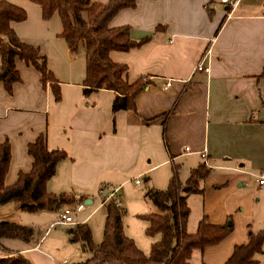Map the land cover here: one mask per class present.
I'll return each mask as SVG.
<instances>
[{"label":"crops","instance_id":"obj_1","mask_svg":"<svg viewBox=\"0 0 264 264\" xmlns=\"http://www.w3.org/2000/svg\"><path fill=\"white\" fill-rule=\"evenodd\" d=\"M23 21L11 27L44 55L59 83L60 99L53 100L49 85H41L30 64L15 59L19 80L9 90L0 82V139L7 138L10 148L4 185L30 170L26 145L42 134L48 149L66 153L46 190L81 197L80 210L93 204L95 192L100 201L87 216L97 208L104 216L109 197L100 190L110 187L120 198L123 176L141 175L161 190L172 165L183 183L191 169L205 164L209 171L199 182L201 191L186 196V231L193 233L201 218L212 225L229 220L231 230L216 244L193 249L190 264H223L249 231L264 228V185L256 184L264 171V0H135L133 7L119 10L108 26H126L130 39H145L137 48L109 53L111 61L126 66L127 81L145 80L135 111L112 112L109 90L83 95L82 75L69 67L77 50L70 53L56 33L53 48L62 64L68 61L65 70L58 69L49 56L48 31L39 22L26 31ZM201 58L206 70L195 69ZM22 211L29 212L16 202L1 204L0 221L19 223L13 215ZM47 211L52 210L34 213ZM55 211L59 215L60 208ZM75 224L66 225L64 236L51 237L48 227L40 234L28 225L34 229L31 242L1 239L0 258L21 254L31 264L82 261L90 253L66 233ZM48 238L53 246L44 249ZM65 238L73 245L65 244ZM59 247L61 259L52 255ZM255 257L264 264V244Z\"/></svg>","mask_w":264,"mask_h":264},{"label":"trees","instance_id":"obj_2","mask_svg":"<svg viewBox=\"0 0 264 264\" xmlns=\"http://www.w3.org/2000/svg\"><path fill=\"white\" fill-rule=\"evenodd\" d=\"M40 8L43 20L56 14L61 30L58 34L74 53L79 46L84 50V77L81 92L87 95L99 89L113 92L111 111H135V97L145 84L143 78L127 81V68L124 64L111 61V51H128L139 47L145 39L133 41L126 26L109 27V20L121 9L131 8L135 0H108L97 4L91 0H31ZM26 13L17 5L0 0V82L9 90L12 83L19 80L15 59L30 64L39 74L42 86L49 85L55 102L60 99L59 83L46 65L44 55L37 47L21 41L11 27L12 22L25 20ZM26 152L32 157L30 170L18 173L11 185H4V177L10 157L9 141L0 139V205L7 202L20 204L23 210L59 209L62 205L81 201L65 193H50L46 183L53 175L55 165L66 157L60 149H48L44 136L38 135L26 145ZM209 169L201 163L191 169L186 180L181 183L178 168L171 166V175L165 189L149 188L145 195L157 209L143 215L147 222L145 234L159 239L150 245L147 255L143 254L133 240L123 232L122 215L124 209L115 204L114 196L105 203L102 237L99 243L92 241L87 224L76 223L66 230L72 242H79L81 249L89 256L70 264H190L193 249L216 244L231 230L228 220L223 225L208 224L201 218L193 233L186 231L189 213L186 196L201 191L199 182L208 174ZM34 229L31 226L0 221V240L16 239L23 243L31 242ZM264 228L247 233L246 241L236 245L223 264H259L255 255L262 251ZM0 264H31L21 254L15 257L0 258Z\"/></svg>","mask_w":264,"mask_h":264},{"label":"rangeland","instance_id":"obj_3","mask_svg":"<svg viewBox=\"0 0 264 264\" xmlns=\"http://www.w3.org/2000/svg\"><path fill=\"white\" fill-rule=\"evenodd\" d=\"M11 4L17 5L21 7L25 13L26 18L25 20L20 23V26L25 28L26 31L35 29V26L39 22L42 29L47 30V38L49 41V56L53 60V64L60 70H65V66H67L68 61L65 64L61 63L62 58L58 56L53 48L54 43L59 40L56 37V33L59 34L61 30V24L58 16L53 14L49 19L43 20L40 15V8L37 4L32 2L31 0H5ZM38 27V26H37ZM38 29V28H37ZM38 36V33H37ZM80 48V47H78ZM47 65V60H46ZM48 67V66H47ZM69 67L73 70L80 71L82 75V79L84 77V55L81 50H78L74 53L72 59L69 60ZM49 69V67H48ZM55 78V77H54ZM60 90V87H59ZM125 180L124 183L121 185V190L119 192V200L122 208L124 209V214L122 215V225H123V232L124 234L131 238L136 245V247L145 255L149 253L150 245L154 241L159 239V235L156 234L152 237H149L145 234V228L147 226V222L143 218V215L148 213L154 212L156 209L148 197L145 195L148 187L153 188L150 182L144 181L143 176L141 175H131L128 174L120 178ZM139 180V185L134 184V180ZM159 189V188H158ZM165 189V188H164ZM94 202L92 205H84V208L75 215V222L79 223L83 219L84 222L89 226L91 230L92 238L93 236L97 239V242L101 240L102 237V226L104 221V216L102 213L101 208H97L91 214L88 215L89 211L99 203L100 199L94 192L93 194ZM74 203H68L62 205L60 208L64 206H72ZM56 209L52 211H47L42 215H38L37 213L32 212H18L13 215V219L19 221V223L25 225H32L35 228V231L40 229V234L43 232V229L48 227V230H51V236L65 235L66 225H52L57 219V211ZM57 213V214H56ZM52 225V226H51ZM52 228H50V227ZM65 244L73 245L65 238ZM93 240V239H92ZM94 241V240H93ZM50 245L53 246L51 239H47L45 243H43L42 247ZM45 249V248H44ZM59 251H55L52 255L56 258H62L64 254L62 253V249L59 247Z\"/></svg>","mask_w":264,"mask_h":264},{"label":"built area","instance_id":"obj_4","mask_svg":"<svg viewBox=\"0 0 264 264\" xmlns=\"http://www.w3.org/2000/svg\"><path fill=\"white\" fill-rule=\"evenodd\" d=\"M221 2H229V0H220ZM196 70H206V68L204 67L203 63H202V58L200 59V61L197 63V65L195 66ZM169 82L166 83V85H168ZM201 157L204 156V154H200ZM135 184H139V180L135 179L134 180ZM256 184L257 187H261L262 185H264V171L260 172L256 178ZM106 189V193H105V197H112L114 196L115 198V204L118 207H122L120 204V200L117 197V195L115 194V190L111 189L110 187H104L103 189L100 190V192H103V190ZM82 204L80 202H76L74 203L72 206H64L62 208H60V212L58 215V219L53 223L55 225H70V224H75V215L76 212L78 210H80Z\"/></svg>","mask_w":264,"mask_h":264}]
</instances>
